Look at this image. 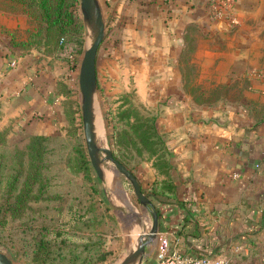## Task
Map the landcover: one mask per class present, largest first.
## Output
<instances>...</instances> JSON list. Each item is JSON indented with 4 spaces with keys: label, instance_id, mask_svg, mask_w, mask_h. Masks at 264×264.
Wrapping results in <instances>:
<instances>
[{
    "label": "crops",
    "instance_id": "0c3cea01",
    "mask_svg": "<svg viewBox=\"0 0 264 264\" xmlns=\"http://www.w3.org/2000/svg\"><path fill=\"white\" fill-rule=\"evenodd\" d=\"M98 1L110 54L103 86L122 91V81H131L169 150L173 188L149 195L158 232L142 264H158L174 249L264 264V0H239L234 24L211 18L210 0ZM32 28L27 14L0 9V130L8 129L12 145L63 133L65 101L77 91L63 54L10 44V32L24 39ZM96 70L100 88L97 58ZM203 82L224 90L198 100L208 93ZM135 174L146 188L162 177L151 161Z\"/></svg>",
    "mask_w": 264,
    "mask_h": 264
},
{
    "label": "trees",
    "instance_id": "16d2710c",
    "mask_svg": "<svg viewBox=\"0 0 264 264\" xmlns=\"http://www.w3.org/2000/svg\"><path fill=\"white\" fill-rule=\"evenodd\" d=\"M0 9L25 13L33 23L24 39H16L10 32L13 47L24 51L34 48L52 56L64 55L65 50L74 54L82 51L85 28L79 0H0ZM75 112L72 99L66 100L67 125L73 124ZM111 122L114 157L127 165L117 150L128 148L140 161H151L162 177L150 184L147 193L156 196L171 192L169 150L157 115L144 113L132 103L121 104ZM7 133V128L0 130V232H14H9L4 242L17 254L29 250L25 252L29 264H91L105 260L109 254L101 230L105 218L97 210L98 190L85 145L77 142L65 150L59 133H35L23 146L11 145ZM57 156L70 174L82 177L74 192L56 187L52 168ZM47 209H54L56 216L47 218ZM64 214L68 216L63 220Z\"/></svg>",
    "mask_w": 264,
    "mask_h": 264
},
{
    "label": "rangeland",
    "instance_id": "374dc122",
    "mask_svg": "<svg viewBox=\"0 0 264 264\" xmlns=\"http://www.w3.org/2000/svg\"><path fill=\"white\" fill-rule=\"evenodd\" d=\"M89 39L90 36L86 29L84 32L83 46L86 45ZM107 44H109V40L105 39L104 37L99 46L97 54L100 84H102L100 88L98 87L96 96V106L98 107L97 120L98 118L99 120H102L103 131V133L97 135V141L99 145H107L112 148L111 118L116 114L121 104H124L125 106L129 103L135 104L144 113H153V109L150 107V105L142 104L138 100L131 81H122V85L119 86L122 88V91L113 92L111 87L103 86L110 80V78L105 79L106 72H104L105 60H107V58H110V54L106 53V50L109 49V45ZM187 70L190 73H193L194 66L188 65ZM108 76L110 75L108 74ZM202 86H204L205 91H207L208 93L205 95L195 94L194 97L198 100L200 99L208 102L217 99L220 96V93L224 90L223 86H210V82H203ZM76 90L77 88L75 89V91ZM72 103L74 108L76 109L73 118V124L67 125L65 131L63 133H59L62 136L63 142L65 144V150L70 149L77 142H81L85 145L83 122L80 108V95L78 90L76 91L75 97L72 98ZM259 113L263 115L264 111L260 110ZM23 145L24 144L19 146ZM117 152L121 157L128 161V164L126 166L134 172L137 171L138 165L143 162V160L140 161L141 158L136 155V153L131 149L122 148L121 150H117ZM58 158L59 157L57 156L55 165L52 168V174L54 175V182L56 184V187L61 190L69 189V191L74 192L76 183H80L82 177L80 174H70L66 170L63 162L57 161ZM103 165L105 168V175L103 180L98 179L93 169L94 181L98 190L95 195V202L97 210L101 212L105 218V223L101 226V230L104 233L105 246L109 251V254L105 260L91 264H117L130 251V249L135 246L138 235L141 232H147L149 230L152 217L149 210H147L137 200L130 181L123 174L115 173L112 168L113 164L110 161L104 162ZM148 188L149 187H143L144 191H148ZM114 189H116V192L114 191ZM122 189H124L128 193L127 197L126 192H124L125 194L121 195ZM124 198H126V200ZM109 201H112L118 207H112ZM119 206H122V208ZM46 213L48 215L47 218L56 216L54 209H47ZM67 216V214H64L62 217L63 220L67 218ZM9 232L14 231L6 230L0 232V251H3L8 256H10L15 264H29L27 260V254L25 253L29 250H20L21 254H17L15 253L13 248H11L4 242V240L9 237ZM12 236L15 239L17 238L16 234L14 233Z\"/></svg>",
    "mask_w": 264,
    "mask_h": 264
},
{
    "label": "water",
    "instance_id": "95a60500",
    "mask_svg": "<svg viewBox=\"0 0 264 264\" xmlns=\"http://www.w3.org/2000/svg\"><path fill=\"white\" fill-rule=\"evenodd\" d=\"M79 9L90 39L83 46L77 74L80 108L83 122L85 146L98 179L103 180L105 168L103 163L110 161L115 173L123 174L131 183L137 200L151 213V223L147 232H141L134 247L117 264H142L148 246L158 232V214L147 192L133 170L114 157L112 149L107 145H99L95 131V105L97 96L96 58L98 49L105 37V21L98 0H79ZM39 55V54H36ZM112 207H118L109 201ZM122 208V206H119ZM0 264H15L5 252L0 251Z\"/></svg>",
    "mask_w": 264,
    "mask_h": 264
},
{
    "label": "built area",
    "instance_id": "2783aa9c",
    "mask_svg": "<svg viewBox=\"0 0 264 264\" xmlns=\"http://www.w3.org/2000/svg\"><path fill=\"white\" fill-rule=\"evenodd\" d=\"M239 0H210V15L213 19H224L231 24L237 22V15L235 13V6ZM80 54V53H79ZM67 56V63L70 66V73L75 74V85L78 90L77 74L80 62V56L71 52L64 51ZM15 59L11 58L9 65H13ZM258 74L264 78V69L260 70ZM79 92V91H78ZM158 264H231L230 259L223 256L208 257L203 255L191 256L183 255L178 250L174 249L165 256H163Z\"/></svg>",
    "mask_w": 264,
    "mask_h": 264
},
{
    "label": "bare ground",
    "instance_id": "6f19581e",
    "mask_svg": "<svg viewBox=\"0 0 264 264\" xmlns=\"http://www.w3.org/2000/svg\"><path fill=\"white\" fill-rule=\"evenodd\" d=\"M97 111H98V107L95 105L96 117H95L94 122H95V131H96V134L98 135L100 133H103V131H102V120L101 119L99 120V118L97 120V115H98Z\"/></svg>",
    "mask_w": 264,
    "mask_h": 264
}]
</instances>
